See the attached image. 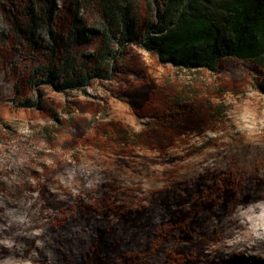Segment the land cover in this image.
Here are the masks:
<instances>
[{
	"label": "rangeland",
	"instance_id": "374dc122",
	"mask_svg": "<svg viewBox=\"0 0 264 264\" xmlns=\"http://www.w3.org/2000/svg\"><path fill=\"white\" fill-rule=\"evenodd\" d=\"M123 11L136 29L152 17V3L0 0V264H33L42 227L69 222L78 237L69 260L54 251L58 264H192L195 253L188 257L178 249L209 238L219 220L216 208L201 204L214 197L204 186L186 197L188 176L218 168L264 179V66L223 59L215 72L185 70L160 64L129 43L109 79L96 77L81 90L63 92L43 81L36 69L51 57L52 35L72 38L69 56L81 59L118 31ZM43 15L61 16V23L47 28ZM73 22L85 29L78 42L73 31L68 34ZM144 123L160 131L155 149L134 135ZM156 206L185 213L142 236L137 215L141 224ZM202 210L209 214L204 220L213 218L208 228L193 226ZM240 213L244 229L226 242L225 253L264 264V199ZM86 217L101 221L102 233L87 228ZM107 234L114 243L105 246ZM153 256L160 260L151 263Z\"/></svg>",
	"mask_w": 264,
	"mask_h": 264
},
{
	"label": "trees",
	"instance_id": "16d2710c",
	"mask_svg": "<svg viewBox=\"0 0 264 264\" xmlns=\"http://www.w3.org/2000/svg\"><path fill=\"white\" fill-rule=\"evenodd\" d=\"M150 1L152 17L143 23V27L135 29L134 20L126 16L125 11L121 12L118 16V31L108 35L107 40L103 39L94 53L87 54L81 59L74 55L69 56V52L72 51V38L68 37L64 42L61 35L56 37L52 35L51 57L45 59L36 72L45 83L51 84L60 92L81 90L96 77L109 79L110 72L116 68L118 59L125 54L124 48L129 43L139 44L144 50L153 53L160 64H170L185 70L204 68L215 72L223 59L264 66V0ZM56 8L53 6L52 12H57ZM70 13L72 14V11ZM42 18L45 19L47 28H50L52 22L61 23V16L51 19L49 15H43ZM70 21L72 24V16ZM49 31L52 34V31ZM72 31L77 41L79 34L85 29H82L78 22H73L68 34L70 35ZM33 32L31 30V34ZM59 40L63 42L59 43ZM112 40L116 44L115 49L113 43L110 45ZM54 52L58 55L55 56ZM34 77L35 74L30 77L29 82L34 83ZM25 103L24 106H33L28 101ZM157 131L152 130L151 136L157 138ZM117 134L122 133L117 132ZM188 180L192 182V187L183 186L186 197L199 193L200 185L214 197L218 196L215 192L221 190L217 199L212 197V201L201 202L204 208L217 209L213 215L219 220V226L218 228L213 226V230L216 228L215 232L197 244L194 247L196 250L192 246L183 245L178 251L189 254L188 257L190 253H195L193 258H189L193 260L192 264H260L227 256L225 244L235 240L238 232L244 229L240 211L259 199H264V192H260L264 179L254 176L244 177L224 169L203 168L197 174L188 176ZM181 201L182 199L176 202ZM149 211L150 214L144 217L145 222L141 224L137 215L142 236L163 230L166 225L175 222V217L180 213L181 215L185 213L184 210H180L179 214L166 213L158 206L154 209L150 208ZM122 216L129 222L132 220L129 213H124ZM208 216L206 210L200 211L193 220V226L208 228L213 221V218H210V221L204 220ZM84 222L87 228L98 227L97 230L101 233L100 228H105L98 219L86 217ZM121 231L125 232V229L121 227ZM77 237L72 235L71 222L59 229H51L45 225L36 236L39 242L34 245L33 264H58L60 256L55 255L54 251L61 252L63 262L69 260L72 238ZM104 237L101 244L106 246L114 243L111 234ZM79 239L82 240L80 237ZM146 240L148 241L147 238ZM159 260L158 256H153L150 262L156 263Z\"/></svg>",
	"mask_w": 264,
	"mask_h": 264
},
{
	"label": "flooded vegetation",
	"instance_id": "af4514ba",
	"mask_svg": "<svg viewBox=\"0 0 264 264\" xmlns=\"http://www.w3.org/2000/svg\"><path fill=\"white\" fill-rule=\"evenodd\" d=\"M145 124L147 123H144V127H143V130H140L138 132H136L134 135L138 138L140 136H142L143 139H147L149 141V146L152 147V148H156L157 147V140H156V137L154 138L152 135V129L150 127H146ZM123 134L122 137H120L119 139L121 140L120 142H125L126 138H125V132L122 131L121 132ZM146 134H149V136H147ZM124 140V141H123Z\"/></svg>",
	"mask_w": 264,
	"mask_h": 264
}]
</instances>
